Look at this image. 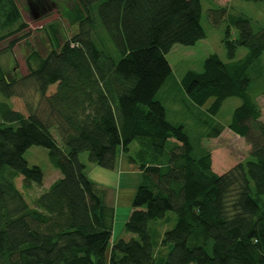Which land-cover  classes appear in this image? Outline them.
<instances>
[{"label": "trees", "instance_id": "obj_1", "mask_svg": "<svg viewBox=\"0 0 264 264\" xmlns=\"http://www.w3.org/2000/svg\"><path fill=\"white\" fill-rule=\"evenodd\" d=\"M73 1L79 32L58 52L45 58L32 52L25 61L27 75L21 80H32L46 115L25 116L0 103V264H155L148 224L167 212L176 222L162 236L170 249L160 264H264V121L248 92L249 69L264 53V26L243 15L227 16L222 38L227 62L211 54L201 71L188 70L180 81L193 104L210 102L211 116L226 99L241 101L226 127L249 145L248 158L218 175L210 152L202 148L193 156L183 126L169 123L155 99L171 76L166 55L173 46H192L205 37L199 0ZM209 15L221 19L225 9ZM96 25L110 48L94 41ZM25 29L15 0H0L5 32L0 40L10 39L6 47L26 38ZM239 48L247 54L234 61ZM16 83L0 70L4 99L15 95ZM51 86L54 92L47 95ZM223 128L206 127L200 141L219 137ZM132 142L138 146L133 157ZM32 146L47 150L61 177L31 205L14 179L21 177L22 189L42 185V171L24 159ZM83 152L108 170L121 153L151 184L137 186L123 226L136 238L111 243L114 210L105 191L88 179L78 158Z\"/></svg>", "mask_w": 264, "mask_h": 264}, {"label": "rangeland", "instance_id": "obj_2", "mask_svg": "<svg viewBox=\"0 0 264 264\" xmlns=\"http://www.w3.org/2000/svg\"><path fill=\"white\" fill-rule=\"evenodd\" d=\"M48 1H51L52 8L39 19H34L28 10L27 0H15L23 22L26 24V29L21 33H28V35L12 48L6 47L10 39L0 40V70L7 75L8 79L14 78L17 81L12 88L15 95L6 100L0 94V103L5 102L12 110L25 116L29 112H34L42 118L46 115L45 102L36 92L32 80H21L27 75L26 59L32 52L37 53L40 58H45L52 50L58 52L65 41L79 32L77 19L74 15V9L77 7H74V1ZM199 2L202 9L201 26L205 37L192 46H173L166 55L171 68V76L157 92L155 99L165 108L166 120L169 123L183 126L193 148V156L197 157L202 148L208 150L211 154L212 171L222 175L248 158L249 145L243 139L233 135L226 127L231 120L233 110L241 104V101L238 98H228L223 102L219 112L215 116H211L206 111L210 102L203 107L193 104L181 87L180 81L188 70L201 71L204 60L211 54H215L220 60L227 62L222 44L224 32L229 25L227 16L243 15L248 17L254 26H264V3L245 0H199ZM220 7L225 9V16L221 19L212 18L209 15L210 11ZM230 29L232 38H235V29L233 27ZM4 33L0 31V36ZM91 34L94 41L97 42L100 39L104 43L106 42L108 45L106 46L110 48L111 44L107 35L102 33L97 25L91 30ZM246 54L245 48H239L234 61L243 59ZM32 63L34 64V62ZM248 74L251 80L248 92L259 106L262 114L261 120L264 121V53L259 62L249 69ZM54 88L55 86H51L47 95L53 93ZM214 123H219L224 127L219 137H204L200 141L206 127L209 130ZM50 132L58 145L62 147L55 127H52ZM137 148V143L132 142L129 146V155L133 157ZM78 158L85 167L88 179L105 191V202L114 210L112 240L123 238L122 236L128 234L124 231L123 226L131 212V202L137 186L142 183L151 184L142 178L139 170L129 164L127 157L121 153L117 156L113 170L103 169L92 164L89 162L86 152L80 153ZM24 159L28 166L38 167L43 174L41 186L32 184L27 189L21 188L20 176L14 179L16 187L21 190L26 201L32 205L34 199L44 193L61 175L49 162L47 150L43 147H30L25 152ZM175 222V214L167 212L163 219L148 224L155 264L164 261L169 252L170 246H164L161 243L162 236L164 232L173 228ZM132 237L136 238L135 235Z\"/></svg>", "mask_w": 264, "mask_h": 264}, {"label": "water", "instance_id": "obj_3", "mask_svg": "<svg viewBox=\"0 0 264 264\" xmlns=\"http://www.w3.org/2000/svg\"><path fill=\"white\" fill-rule=\"evenodd\" d=\"M27 6H28V10L31 13V15L33 16L34 19H39L40 17H42L44 15L45 12L49 11V9H45V6L41 5V4H34L33 2H31L30 0H27Z\"/></svg>", "mask_w": 264, "mask_h": 264}, {"label": "crops", "instance_id": "obj_4", "mask_svg": "<svg viewBox=\"0 0 264 264\" xmlns=\"http://www.w3.org/2000/svg\"><path fill=\"white\" fill-rule=\"evenodd\" d=\"M122 237H123L122 239H124V240H128V239H130V238H133L132 235H129V234L124 235V236H122ZM114 241H115V240H112V239H111V243L114 242Z\"/></svg>", "mask_w": 264, "mask_h": 264}]
</instances>
